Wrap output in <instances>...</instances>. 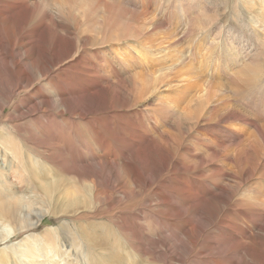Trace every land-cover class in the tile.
I'll return each instance as SVG.
<instances>
[{
	"label": "bare ground",
	"instance_id": "1",
	"mask_svg": "<svg viewBox=\"0 0 264 264\" xmlns=\"http://www.w3.org/2000/svg\"><path fill=\"white\" fill-rule=\"evenodd\" d=\"M66 1L75 7L80 6L86 9L88 8L95 13L101 12L102 14H106L107 20L104 22V25L100 26L104 28L102 34L106 39L99 44H101V46H107L102 50L91 48L89 50L85 49L84 52H80L76 50V41L75 38L72 37L68 42L65 56L63 58L58 55L54 58H52L51 55V57L48 56V65L45 67L44 73L36 75L34 73L28 74L25 72L26 70L24 71L22 69V63L25 61V57L31 53V51H34L33 49L35 47L33 46V42L35 39L33 37L30 39L29 37L25 40H20L19 37L23 30L31 28H40L42 33H46L45 38L49 37V31L52 24H58V22L52 18L54 11L50 12L48 7L49 5L50 7L53 6L54 8H57V12L61 13L64 8V1L0 0V85H3L8 79L12 81L10 86L5 85L8 88L7 91L3 88L4 85L0 86V247H2L0 248V264H74V261H71L68 258L72 253L71 250H74L77 256L78 254H81V258H83L81 259V264H113L115 262L116 264H122L120 263L121 261H116L114 257L109 259L108 255L101 251L106 250V248H104V246H98L99 242L96 241V239H98L97 237L93 236V238H90L87 235V231H84L86 227L83 226L79 229L76 228L78 230L75 229V232L70 231L69 234H66V224L60 220L62 217L65 220V216H70L71 218L74 216L73 219H75L80 212H85L86 210L90 211L92 207L97 209L96 205L107 201L110 197L108 191H103L99 188L97 177L92 173L91 175H85L83 172L79 171L78 167H67L63 163V160L71 162L79 160L80 163H84V166L88 164V157L85 155L86 153L84 152V149L79 145L76 146L77 144L74 142L72 136L75 131L73 130L74 122L71 121V118H65L63 114L57 113L58 111L55 112L57 110V103L62 104L65 109L71 112L68 98L69 95H73L72 92H75L73 89L76 87L72 85L73 89L68 90L67 88L65 89L62 84L65 83L66 85H70L69 82L71 81H69V78L72 72H77L79 74L78 78L80 79V83H84L86 86H90V84L88 85L89 82L101 79V81L105 83V86L107 84H113L125 89L129 96L127 95L128 98H125L124 102L128 104L130 103L129 101L131 100V97H133L136 106L137 103H140L139 100L141 101V99L143 100V98L149 95V98L146 101L152 103L153 108L156 107L153 114L150 112V110H152L151 107L141 108L147 113L146 115L148 118L143 119L142 116L145 117L143 112L136 110L138 111L136 112V115L141 118H135L136 121H125L123 126L128 132L134 131L139 127L141 133L144 131L145 134H150V129L156 128L158 125L155 123V121L158 120L157 118H170L169 116L174 117L176 112L181 108L182 103L177 104V108H173V100L178 99V95H176V86L178 85L177 83H180L177 82L176 77L183 79L185 78V75H187L188 77L183 80L182 86L185 88L198 87V85L201 86L199 80H206L203 73L205 69H207V71L209 69L216 70L218 67L222 66L226 68L228 66L227 68L229 70H235V66H238L237 63L240 62L238 59L240 56H243V54H256L263 49L262 46L258 47V42L255 43L251 41V39L247 38L244 33L233 28L234 26H231L228 29L231 32L229 33L230 35L228 33H222V26L221 31L220 29H217L219 32H216V27L212 28L211 24H213V20L217 18V16L219 17L220 14L217 12L215 14L213 10L207 9V4L204 2L213 1L214 5H216V2H222L224 5H229L232 2L231 0H200L203 2L200 5L201 9H199L197 13H194L192 10L186 12L187 9L184 8V1L180 0L183 4L181 5L182 8L180 11L187 15H185V21L182 22V24H179L178 22L176 27L172 26L174 29L166 26L169 23L167 22L165 12L161 11L159 13L160 7L164 6L165 0H137L134 5L130 3L129 8L126 7L128 5L126 0ZM261 2L260 6H264V0ZM234 3L235 2L233 1L232 4ZM130 5H133L132 8L134 9L132 10L134 11H130ZM217 10L218 9H215L214 11ZM129 13H131V16H129ZM178 15L180 16H178L180 21L182 19L184 20L183 14L178 13ZM35 16H40L41 18L37 22L36 26L38 27L34 25L36 23H32L36 19ZM218 25L220 26V24ZM65 30L67 34L72 36L71 27L66 25ZM158 31L163 33V36L160 38L157 36L159 33ZM213 31L215 34H211ZM183 36L188 39H185L189 43L187 49L181 48ZM228 38L238 39L237 42L239 43L241 41L242 44L235 45V47L233 46L234 48H231L230 45L235 43H233V41L226 43ZM208 39L210 40L208 41ZM63 41L64 40L60 36V45H65L63 44ZM123 43L125 44L123 45ZM21 46L23 50L21 49ZM54 46H57V43H54ZM240 46H243V48ZM221 49L227 51L226 56L224 57L226 59L225 61L219 59L218 55L219 52L222 51ZM206 52L209 53L208 56L206 55ZM131 57L132 60H129ZM169 58L171 61L168 60ZM151 61L152 63H150ZM73 64H75L74 69L76 70L68 68ZM135 64L140 68L138 69L134 66ZM209 65H213V67ZM55 66H58L57 73L54 71ZM208 66L209 68H207ZM128 68L136 70L133 72L132 79L134 91H129V85L124 76V72H127ZM238 71L244 70L241 68ZM253 71H251V73H253ZM171 76H173L172 79ZM238 77L241 80H251L250 73L238 74ZM38 79L45 80V84L42 85L48 87L46 90H48L49 94L45 92V88L41 85H34ZM161 87L164 89H161ZM184 95L185 91L182 90L181 96L183 97ZM152 96L153 98L150 99ZM209 96L210 94L208 92H204L196 96L193 100L196 105H200L205 102ZM20 97H24V99L23 103L19 104ZM119 98L115 100H119ZM9 103L13 105V111H19V115H22L21 118L17 119L18 121H21L24 118H34L37 122L39 121L38 123L40 125H42L43 122H50L53 125H51L49 130L45 129V127L42 129L40 128L38 131L36 129L37 133H33L27 129L19 131V128L17 129L16 127V129L14 127V129H12L10 127L11 124H8L9 121L4 120V113L6 112L5 107H7ZM220 105L222 106L220 107ZM186 106L187 104L184 105L183 110H186ZM230 106L228 98L224 95L223 97L218 98L212 106L210 105V107L206 109L202 115L203 120L211 121L214 119L213 122L216 126L209 125L211 129L204 130L202 134H198L199 136L194 137L192 143L195 140L197 146L193 148L184 143L187 141L185 140L187 137H184L183 140L172 134L164 135L162 138L154 137L151 140L152 142L156 141L159 145L164 144L166 146L167 160L163 167L165 171L170 172L173 170L171 169L173 164L182 168L176 170L177 173L175 174L178 175L176 178L179 177L178 182L188 191V204H198H195L194 199L200 203L198 198L195 197L193 199L191 197V195H197L196 193L201 194L203 198V200L201 198L202 201L210 203L209 199L204 198L207 196L204 194L205 187L201 185L202 178L200 176L203 175L194 176V179L197 180L196 188L192 186L188 187L187 181L183 178L185 172L183 173L182 171L186 170L187 172H190L193 170V167H188L189 164H197L196 168L199 166L207 169L208 167L210 168V171L214 169L211 176L214 174L217 176L220 174L223 175L226 170L223 169L225 157L223 158V151H220L219 147H223L224 150H226L229 146L231 147L236 145V143L238 144L241 137L239 127H244L245 124L254 125L257 132L261 133V127L252 122V119L246 114L241 113L238 108L229 113L228 116H221L220 111L227 110ZM128 107H131V105ZM262 110L264 111V109ZM77 114L82 119L89 117L86 116L85 113ZM128 114L123 115L121 113L119 118L117 117V120L122 121L121 119H124ZM100 115L101 117L106 118V120L111 118L106 123L107 128H105V131L110 136L116 138L114 135L116 129L115 123L117 124L116 121L114 122L115 119L112 118L110 114L105 115V113H100ZM154 123L156 124L155 126L153 125ZM51 132H55L56 135ZM261 135L263 134L261 133ZM119 136L117 135L118 138ZM40 137H43L45 142L41 141ZM94 137L95 138L93 139L96 143L97 149L99 152L103 153L101 159H103V157H108V153L112 150L113 138L105 140L103 138L99 139V136ZM248 148L252 149L251 147ZM57 149H61V159L53 158V154ZM204 150H212V154L205 156L203 152ZM93 151L91 152L92 155L95 156V154H98L96 151ZM214 155L217 160L214 159ZM95 157H97V155ZM262 165H264V163ZM17 175L21 177L19 178L21 183L25 182L24 185L26 187V192L19 193L18 191H13L12 186H7L8 181L13 179V177H17ZM26 175L28 178L24 177ZM126 186L127 183L121 180V182L117 183V185L115 184L113 187L119 192L124 193V187ZM196 189L201 190L202 192H198ZM193 190L196 193H194ZM40 193L42 194L40 200L42 196H45L44 199L47 201L46 205L34 207V200L39 198L38 196ZM224 195H227L224 198V207L221 211L224 217L229 218L235 213H241L245 220L252 221V211L258 216L260 215L259 213H264V202L262 201V198L256 201L252 210L243 211L240 208L243 207V205L246 206V203L244 202L249 201L252 197L247 200L243 198L233 200L236 193L229 189L225 190ZM86 198H89V200H86ZM68 199L69 201L66 202ZM170 199L163 196L161 202L166 206V204L174 202L170 201ZM167 212V217L170 219L182 217L179 216L180 214H186L180 210L179 212L167 210ZM46 215H51L56 218L58 221V228L52 229L51 226H47L45 232H51L53 235L44 241H39L36 239L35 230L41 226L43 217ZM96 216H98V214H96ZM83 220L85 221V219ZM227 222L230 223L229 220ZM114 224L115 223H112V225ZM112 225L110 224V227ZM112 230H114V228H112ZM14 236H17L16 242L11 245L9 244L10 246L6 245L7 248H5L6 246L4 245ZM18 236H21L19 240ZM29 240H31V242H29ZM241 242L244 243L243 240H241ZM68 243L72 246H70V250L67 248L69 246ZM88 247L90 250H87ZM95 251H97V255L95 254ZM113 255L115 256L116 254L112 253L111 256ZM144 262L145 264H166L161 260V257L159 258V256L156 257L153 255L145 256L140 263L144 264ZM135 264H137V262Z\"/></svg>",
	"mask_w": 264,
	"mask_h": 264
},
{
	"label": "rangeland",
	"instance_id": "2",
	"mask_svg": "<svg viewBox=\"0 0 264 264\" xmlns=\"http://www.w3.org/2000/svg\"><path fill=\"white\" fill-rule=\"evenodd\" d=\"M63 1L64 8L61 11L62 14L57 12V8H54L53 6L50 7V5L49 7L47 6L50 12L54 11L52 18L58 22V24H52L49 31V37L45 38L46 33H42L40 28L23 30L24 32L22 31L21 33L22 37H19L20 40H25L29 37L30 39L32 37L35 39L33 42V46L35 47L33 49L34 51H31V53L25 57L26 59L22 63V69L24 71L26 70L25 72L28 74L34 73L36 75H40L44 73L45 67L48 65V56H52V58H54L58 55L63 58L66 54L68 42L72 37H74L76 41V50L80 52H84L85 49L89 50L91 48H98L99 50H102L105 48V46H107H101V44H99L106 39V37H104L102 34L104 28L100 27L104 25V22L107 20L106 14H102L101 12L95 13L88 8L86 9L80 6L75 7L70 5L66 0ZM126 1L128 2L126 7L129 8V4L131 3L134 5L137 0ZM183 1L184 8L187 9L186 12H188V10H192L194 13H197L199 9H201L200 5L203 2L200 0ZM231 1H234L235 3L232 4L231 2L229 5H224L222 2H216V5H214L213 1L204 2L207 4V9L213 10L215 14L216 12L220 14L219 17L217 16V18L213 20V24H211L212 28L216 27L217 32L219 29L221 31L223 27L222 33L224 32V34H229L231 33L228 30L229 27L234 26L233 28L244 33V35L247 38H250L251 41L255 43L258 42V47L262 46L263 49H261V51L256 54H243V56H240L238 58L240 62L237 63L238 66H235V70H229L227 68L228 66L226 68L221 66L216 68V70L209 69L207 71V69H205L203 73L206 80H199L201 86L198 85V87L185 88L182 86L183 80L188 77L187 75H185V78L183 79L176 77L177 82L180 83H177L178 85L176 86V95H178V99L173 100V108H177V104L182 103L181 108L176 112L174 117H161L160 119V117L157 116L159 118H157L158 120L155 121V123L158 125L156 128L150 129V134H145L144 131L141 133V129L139 127L134 131L128 132V130H126V128L123 126L125 121H136L135 118H141L140 116L136 115V112H138L136 110L143 112L145 115V117L142 116L143 119L148 118V116L146 115L147 113H145L141 108L151 107L152 110H150V112L153 114L156 107L153 108L152 103L146 101L149 98V95L143 98V100H139L140 103H137L136 106L133 97H131V100L129 101L130 103L128 104L124 102L125 98H128L129 96L125 89L113 84H107L105 86V83L102 82L101 79L89 82L88 85L90 84V86H86L84 83H80V79L78 78L79 74L77 72L71 73V79L69 78V81H71L69 82L70 85H66L65 83L62 84L65 89L67 88L68 90L73 89L72 85L76 87L73 89L75 92H72L74 96L69 95L68 98V103L71 107L72 113L65 109L60 103H57V110L55 112L58 111L57 113L63 114L65 118H71V121L74 122L73 130L75 131L73 132L74 134H72L74 142L77 144L76 146L79 145L82 147V149H84V152L86 153L85 155L88 157V164L85 166L84 163H80L79 160L74 162L63 160V163L67 167H78L79 171L83 172L85 175H91L92 173L95 177H97L99 188L103 191H108L110 196L107 201L101 202L99 204L100 206L96 205L97 209L92 207L90 211H82L75 219H73L74 216H72V218L70 216H65V220L63 217L60 218V220L66 224V234H69L70 231L75 232L76 228L79 229L83 226L86 227L84 231H87V235L90 238H93V236L97 237L98 239H96V241L99 242L98 246H104V248H106V250L101 251L108 255L109 259L114 257L116 261H121L120 263L122 264H135L136 262L137 264H141V260L147 255H153L156 257L159 256V258L161 257V260L166 264H264V213L262 214L261 212L258 216L254 211H252L254 218L252 217V221H250L245 220L241 213H235L231 216L232 218H227L224 217L223 213L221 212L222 208L224 207V198L227 196L224 195L226 189L235 191L236 195L233 197V200L242 198L247 200L252 197V199H249V201L244 202L246 203V206L243 205V207L240 208L243 211L252 210V207L256 204V201L261 198L264 202V165H262L264 163V119H262L264 118V111L262 110L264 109V6H260L262 0ZM183 4L180 2V0H165L164 6L160 7L159 13L161 11L165 12V15L167 16V22L169 23L166 26L174 29L178 22L179 24H182V22L185 21V15L187 14H184L182 11H180L182 8L181 5ZM133 5H130V11H134L132 10L134 9L132 8ZM215 9L218 10L214 11ZM178 13L184 15V20H179L180 16ZM129 16H131V13H129ZM35 18V21L33 20L34 22L32 23H36L34 24L36 26L37 22L41 18L40 16H35ZM218 24H220V26ZM66 25L71 27L72 36L67 34L65 30ZM211 34H215L214 31ZM60 36L64 40L63 44L65 45H60ZM157 36L160 38L163 36V33L159 32ZM185 39L187 38L183 36L182 49H187L189 46L188 41ZM209 40L210 39H208V41ZM230 41L235 43L230 45L231 48H234L235 45L242 44L241 41L239 43L237 42L238 39L230 38L226 40V43H229ZM54 43H57V46H54ZM124 44L125 43H123V45ZM240 47L243 48V46ZM21 49L23 50L22 46ZM221 50L222 51L219 52L218 55L219 59L225 61L226 59L224 57L226 56L227 51H223V49ZM206 55L208 56L209 53L206 52ZM129 60H132V57L129 58ZM168 60L171 61L170 58ZM150 63H152V61ZM219 63L222 64L221 62ZM74 66L75 64L68 68L76 70L74 69ZM134 66H136L138 69L140 68L136 64ZM209 66L213 67V65ZM209 66L207 68H209ZM57 67L58 66L54 67L55 73L58 71ZM241 68L244 71H238ZM135 71L136 70L133 68H128L127 72H124L125 79L129 85V91H134L132 79L133 72ZM251 71H253V73H251ZM244 73H250L252 81L241 80L238 77V74ZM172 78L173 76H171V79ZM10 84H12V81L8 79V81L4 82L3 88L7 91L8 88L6 86H10ZM38 84L44 87L45 92L49 94L48 90H46L48 87L42 85L45 84V80L38 79L34 85L37 86ZM161 89L164 88L161 87ZM182 90L185 91V95L183 97L181 96ZM204 92H208L210 94L209 98L202 104L196 105L193 99ZM224 95L228 98L229 104L231 106L227 110H221L220 115L228 116L229 113H231L233 110H237L238 108L241 113L246 114L252 119V122L261 127V133L263 135L258 133L256 127L252 124H245L244 127H239L241 137L238 141V144L236 143L234 146H229L226 150H224L223 147H219V150L223 151V158L225 157L223 169L226 170L224 172L225 174L223 175L220 174L217 176L214 174L211 176L214 169L210 171V168L208 167L207 169L199 166L196 168L197 164H189L188 167H193V170L190 172H187L186 170L182 171L183 173H186H184L183 178L187 181L188 187L192 186L196 188L195 186L197 180L194 179V176L203 175L200 177L202 178L201 185L205 187L204 194L207 196L204 198L209 199L210 203H205L206 201H202L203 198L201 194H198L193 190V192L197 195H191V197L193 199L195 197L198 198L200 203L194 199L195 204H198H188V191L182 184L178 182L179 177L176 178L178 175L175 174L177 173L176 170L182 168L173 164L171 169H173L175 172L171 169L170 172L165 171L163 167L167 160L166 146L164 144L159 145L156 141L152 142L151 140L154 137L162 138L164 135L172 134L174 136H178L180 139L187 137L185 139L187 141L184 143L187 146H191V148L197 146L195 140L192 143L193 138L199 136L198 134H202L204 130L211 129L209 125L216 126L213 122L214 119L211 121L203 120V113L208 107H210V105L212 106V104L215 103L218 98L223 97ZM118 98L120 101L115 100ZM152 98L153 96L150 99ZM23 99L24 97H20L19 104L23 103ZM185 104H187V108L186 110H183ZM130 105L131 107H128ZM221 106L222 105H220V107ZM5 109L6 112L4 113V120L9 121L8 124H11L10 127L12 129L16 127L17 129L19 128V131L27 129L33 133H37L40 128L42 129L45 127V129L49 130L51 125H53L50 122H43L42 125H40L38 123L39 121L37 122V120H34V118H24L21 121H18L17 119L21 118L22 115H19V111H13L12 104L9 103ZM77 113H85V115L89 117L82 119ZM100 113H105V115L110 114V116L115 119L112 120L117 122V124L115 123L116 129L114 133L116 138L110 136L105 131V128H107L106 123L111 118L106 120V118L101 117ZM121 113L123 115L129 114L124 117V119L120 118L122 121H119L117 120V117L119 118ZM155 123L153 124L154 126L156 125ZM51 133L56 135L55 132ZM117 135H120L119 138ZM94 136H99V139L103 138L105 140H110L113 138L112 150L108 153V157H103V159H101L103 153L99 152L97 149L96 143L93 139L95 138ZM40 138L41 141L45 140L43 137ZM248 147H251L252 149H249ZM93 150L98 153L95 154V156L97 155L99 158L92 155L91 152ZM203 152L205 156L212 154V150H204ZM60 154H62L61 149H57L53 154V158L61 159ZM214 159L217 160L215 155ZM26 176L24 177L28 178V176ZM19 178H21L19 175H17V177H13V179L8 181L7 186H12L13 191H18L19 193L26 192V187L24 185L25 182L21 183ZM121 180L127 183V186L124 187V193L119 192L115 187H113L115 184L117 185V183L121 182ZM197 191L199 192L201 190ZM41 195L42 194L40 193L38 196L39 198L34 200V207L46 205L47 201L44 199L45 196H42L40 200ZM163 196L169 199L172 198L173 200L170 199V201L174 202L166 204V206L163 205L161 202V198H163ZM86 200H89V198H86ZM68 201L69 199L66 202ZM167 210H173L175 212H179L180 210L186 214H180L179 216L182 217L170 219L167 217ZM96 214H98V216H96ZM50 216L51 215H46L43 217L41 226L35 230L36 239L39 241H44L53 235L51 232H45V228H47V226H51L52 229L58 228V221L53 216ZM83 219H85V221ZM95 219L98 220L96 221ZM228 220L230 223L227 222ZM88 222L91 223L89 224ZM112 223L115 224L112 225ZM110 224L113 226L111 227L114 228V230H112ZM16 237L17 236L11 238L12 240L9 239L7 244L4 246L14 244V242L17 240ZM241 240H243L244 243H242ZM29 242H31V240H29ZM68 245L69 246L67 248L70 250L71 244L68 243ZM5 248H7V246ZM87 250H90L89 247ZM71 252L72 253L70 257H68L69 260L74 261V264H81V259H83L81 258V254H78L77 256L74 250H71ZM112 253H115V256H118H111ZM95 254L97 255V251H95ZM113 264H116V262Z\"/></svg>",
	"mask_w": 264,
	"mask_h": 264
}]
</instances>
